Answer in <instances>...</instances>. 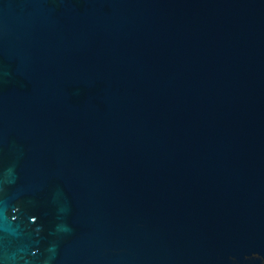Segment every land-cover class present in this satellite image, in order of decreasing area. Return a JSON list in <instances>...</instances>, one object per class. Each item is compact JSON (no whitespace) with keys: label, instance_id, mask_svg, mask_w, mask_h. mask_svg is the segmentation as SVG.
<instances>
[{"label":"water","instance_id":"water-1","mask_svg":"<svg viewBox=\"0 0 264 264\" xmlns=\"http://www.w3.org/2000/svg\"><path fill=\"white\" fill-rule=\"evenodd\" d=\"M0 264H264V0H0Z\"/></svg>","mask_w":264,"mask_h":264}]
</instances>
